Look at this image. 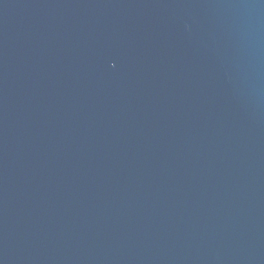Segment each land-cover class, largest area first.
<instances>
[{
    "label": "water",
    "instance_id": "water-1",
    "mask_svg": "<svg viewBox=\"0 0 264 264\" xmlns=\"http://www.w3.org/2000/svg\"><path fill=\"white\" fill-rule=\"evenodd\" d=\"M0 264H264V0H0Z\"/></svg>",
    "mask_w": 264,
    "mask_h": 264
}]
</instances>
